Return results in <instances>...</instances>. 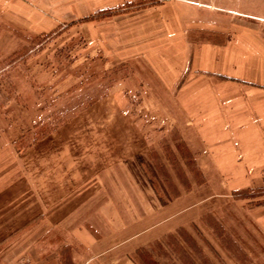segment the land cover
I'll list each match as a JSON object with an SVG mask.
<instances>
[{
	"label": "rangeland",
	"instance_id": "rangeland-1",
	"mask_svg": "<svg viewBox=\"0 0 264 264\" xmlns=\"http://www.w3.org/2000/svg\"><path fill=\"white\" fill-rule=\"evenodd\" d=\"M178 1L0 0V264H96L113 246L110 264L143 247L159 264H264V167L227 175L178 97L191 50L179 60L181 27L154 11ZM184 1L264 39V0Z\"/></svg>",
	"mask_w": 264,
	"mask_h": 264
},
{
	"label": "crops",
	"instance_id": "crops-1",
	"mask_svg": "<svg viewBox=\"0 0 264 264\" xmlns=\"http://www.w3.org/2000/svg\"><path fill=\"white\" fill-rule=\"evenodd\" d=\"M154 11L162 15V22H167V32L170 30V21L177 28L181 27L177 30L179 40L174 43L177 55L181 57L179 60L185 61L187 51L191 50L188 76L179 89L178 97L186 105V112L191 115L195 129L207 139L206 144L211 147L213 160L227 175L235 162V170L245 165L263 168L264 39L250 26L237 25L233 29L228 21L216 23L212 17L205 16V13L199 12L184 0L163 5ZM147 25L139 26L141 31L135 33L142 36L150 31H146ZM190 28L217 29L222 33L232 30L225 42H203L189 48L180 39L185 35V30ZM176 65L180 67L181 64ZM229 176L245 175L239 170ZM72 194L74 192L69 190L66 201H56L49 205L44 225L53 226L59 222L57 213L61 207L68 206ZM74 237L84 246H91L98 241L86 229L79 230ZM115 250L114 246L95 250L94 253L99 255L95 263L110 264L104 258L115 254ZM75 258H79L77 252ZM45 263L44 258L37 257L24 264Z\"/></svg>",
	"mask_w": 264,
	"mask_h": 264
},
{
	"label": "trees",
	"instance_id": "trees-1",
	"mask_svg": "<svg viewBox=\"0 0 264 264\" xmlns=\"http://www.w3.org/2000/svg\"><path fill=\"white\" fill-rule=\"evenodd\" d=\"M137 256L140 264H159L157 261H155V259H153V255L145 247L137 250Z\"/></svg>",
	"mask_w": 264,
	"mask_h": 264
}]
</instances>
